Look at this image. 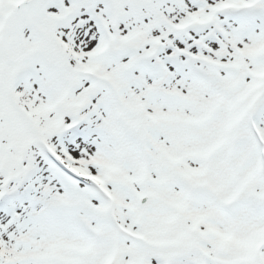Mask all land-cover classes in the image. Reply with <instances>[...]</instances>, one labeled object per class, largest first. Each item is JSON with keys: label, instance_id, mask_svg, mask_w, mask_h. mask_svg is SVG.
<instances>
[{"label": "snow or ice", "instance_id": "6c2138e0", "mask_svg": "<svg viewBox=\"0 0 264 264\" xmlns=\"http://www.w3.org/2000/svg\"><path fill=\"white\" fill-rule=\"evenodd\" d=\"M0 264H264V0H0Z\"/></svg>", "mask_w": 264, "mask_h": 264}]
</instances>
